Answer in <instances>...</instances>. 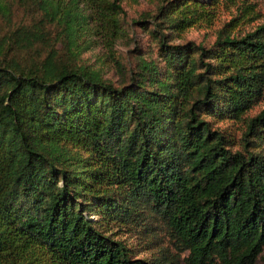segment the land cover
<instances>
[{
    "label": "trees",
    "instance_id": "obj_1",
    "mask_svg": "<svg viewBox=\"0 0 264 264\" xmlns=\"http://www.w3.org/2000/svg\"><path fill=\"white\" fill-rule=\"evenodd\" d=\"M122 1L0 0V264L264 263V109L243 149L212 128L264 95V22L235 33L241 11L209 46L168 43L237 0H156L158 55L116 83L79 35L115 36ZM150 222L174 252L110 231Z\"/></svg>",
    "mask_w": 264,
    "mask_h": 264
},
{
    "label": "rangeland",
    "instance_id": "obj_2",
    "mask_svg": "<svg viewBox=\"0 0 264 264\" xmlns=\"http://www.w3.org/2000/svg\"><path fill=\"white\" fill-rule=\"evenodd\" d=\"M156 0H123V12L119 14V31L109 37L103 28L101 31L85 32L79 35L83 42L80 61L99 69L104 77L120 83L128 77L129 70L134 66L139 55L157 57L158 41L151 32L152 14L155 11ZM20 9H16L19 11ZM243 11V16L235 22V33L243 34L252 31L264 22V0H237L235 4L222 3L212 23L195 24L182 32L170 34L168 43H182L188 40L209 46L215 40L217 31L232 17ZM16 13V18L19 19ZM145 19V20H143ZM264 109V95L248 109L241 118L212 120L213 127L227 135L230 147L243 149L244 131L247 120ZM259 134H264V131ZM258 137L253 136V144L258 143ZM142 225L126 223V226L113 225L110 231L117 238L123 239L133 252L141 257L153 258L156 254L174 252L176 249L170 242L167 228L158 222ZM180 264H184L180 262ZM253 264H264L257 259Z\"/></svg>",
    "mask_w": 264,
    "mask_h": 264
}]
</instances>
